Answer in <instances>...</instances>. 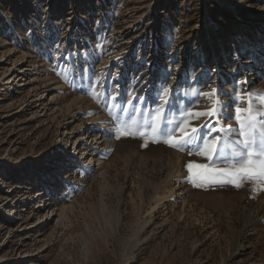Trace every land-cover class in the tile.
Returning a JSON list of instances; mask_svg holds the SVG:
<instances>
[{"label":"rangeland","instance_id":"1","mask_svg":"<svg viewBox=\"0 0 264 264\" xmlns=\"http://www.w3.org/2000/svg\"><path fill=\"white\" fill-rule=\"evenodd\" d=\"M47 2L0 0V264H264L259 183H213L231 177L196 167L228 169L239 159L235 110L247 109L249 100L259 147L264 0H82L77 14V0H59L55 14L64 35L48 48L33 5L43 12ZM82 19L96 36L88 37ZM158 62L166 66L160 76ZM20 67L24 79L11 84ZM73 67L87 99L67 110L76 94ZM214 89L215 96L205 95ZM105 94L109 122L96 132L109 127L116 144L100 152L108 162L105 178H94L64 150L74 135L92 129L89 116L100 113ZM215 101L217 115L190 120L198 131L183 150L149 127L159 109L160 132L179 136L188 112L210 111ZM125 130L145 135H120ZM216 137L211 160L198 154ZM46 183L60 199L39 222L46 205L35 201L36 192L46 198ZM22 197L28 205L21 206ZM17 202L19 214L11 215Z\"/></svg>","mask_w":264,"mask_h":264},{"label":"bare ground","instance_id":"2","mask_svg":"<svg viewBox=\"0 0 264 264\" xmlns=\"http://www.w3.org/2000/svg\"><path fill=\"white\" fill-rule=\"evenodd\" d=\"M33 5L35 7V10H37L36 14L42 18V21L44 23V28H45L44 30H45L46 36L48 37V41H49L45 45L47 46V48H48V45H52V46L56 45L57 41L64 35V32L61 31L62 22L56 17V14H55L56 13L55 10L58 8V5H59V0H48L43 12L39 11L35 3H33ZM82 5L85 6L86 4H83L82 0H77V2L72 5V13L75 12L77 14L78 9H81ZM77 20L78 19H75L74 17L71 18L70 24H72L73 22L75 23ZM81 21L83 23V28L86 31L88 37L93 38L94 36H96V31L93 25L88 20L82 19ZM58 60H59V57H57V64L59 62ZM164 70H166L165 64H163L162 62H158L155 64L154 72L156 73V75L160 76L161 72ZM23 72H24V69L22 67L18 68L17 70H15L14 74H11V76L8 78V81L11 84L16 85L18 81L24 79L23 77L25 74ZM80 75L81 74L78 68L73 67L71 84L75 87L76 94L73 96V98H70V100L66 103L65 106H67L66 107L67 110H71L74 107V105H82L86 102V99H87L86 93H85L86 83L83 79H80L81 78ZM78 79H79V83H78ZM46 92L47 91H44L40 95L39 100L45 99L44 97L47 96ZM119 98H121L120 95H119ZM109 99H110L109 96L105 94L101 99L100 113H97L96 115L94 114V116H91V117L89 116V120L92 123V126H91L92 129L86 132L81 137L74 135L71 138L72 146L70 147L69 151L66 152L64 150L65 156L69 157V162L75 165L81 166L87 171H90L92 173V177L94 178H97L99 176H103V178H105L107 174L108 162L100 156V152L108 151L112 147H114L116 144V138L113 135V133L109 130L110 129L109 127H107L106 129L107 131L103 132V134H99L96 132V130L101 127L100 126L101 122H104V121L109 122V118H108L109 115L107 117V112H108L107 108L109 104ZM100 146H102V148H100ZM177 158H178L177 162L179 163L181 159V155H178ZM47 185L48 184L46 183L45 192H44L45 194H47L46 198H43V195H40L41 192H36L39 195L36 197L35 201L40 202L39 204L40 207H43L44 205H46V207H44L45 211L40 212L39 210V213L37 214L40 219L39 222L43 220L44 218L47 219L48 217H50V215H53L54 213L53 205L55 203L54 201L60 199L58 193H56V188L53 187V189H51V188H48ZM28 198L29 197L21 198L22 199L21 206L28 205L29 203ZM19 206L20 205L17 202L16 205H14L11 209H9V212L11 211V215L19 214L18 209H17V207ZM70 208H71L70 205H66V207H63L59 215L62 217L65 216L68 210H70ZM50 211H52L53 213H50ZM35 226H37V224ZM115 232H117V228H115ZM138 242L139 241L136 240L133 243H131V248H129V252L132 251L133 249L132 247L136 246Z\"/></svg>","mask_w":264,"mask_h":264},{"label":"snow or ice","instance_id":"3","mask_svg":"<svg viewBox=\"0 0 264 264\" xmlns=\"http://www.w3.org/2000/svg\"><path fill=\"white\" fill-rule=\"evenodd\" d=\"M162 95L167 97L170 93V88L165 86L162 90ZM206 96L212 95L215 96V89L211 94H205ZM249 107L247 109H242L240 107L236 108V121L239 125V134L243 138L239 143L243 146V150L238 152L236 155L239 157L228 169H208L207 166L200 165V167L205 169L208 172H219L223 173L225 176L231 177L230 180H213V183H231L236 187H241L244 180H252L259 183V189L264 191V131H261L259 147H254L256 145L257 129L254 122V114L251 108V101H247ZM219 101H215V107L210 111L205 112H188L187 118L181 122L180 125H177L180 135H175V131L170 133H161L159 128V121L163 118L159 109L156 110L154 116V122L149 127L153 133H159L161 135H166L167 139L163 142L168 144L170 147L176 148L177 150H183L185 145H188L194 136L197 133V128L190 125L191 119H199L202 116H214L218 114L219 111ZM135 124V122H133ZM261 129H264V125L260 126ZM124 136H135L140 135L143 137L145 134L143 131L133 132L131 130H125L120 133ZM120 135L117 138H120ZM220 137H216L211 141H206L203 144L202 148L198 146V154L205 155L209 160L213 158L214 153L219 151V142ZM153 142H159L153 140ZM147 140L145 142V146ZM191 154V152L189 153ZM189 170L192 169L193 165L189 164L187 166ZM202 186V185H196Z\"/></svg>","mask_w":264,"mask_h":264}]
</instances>
